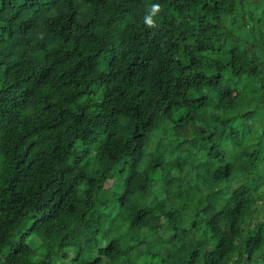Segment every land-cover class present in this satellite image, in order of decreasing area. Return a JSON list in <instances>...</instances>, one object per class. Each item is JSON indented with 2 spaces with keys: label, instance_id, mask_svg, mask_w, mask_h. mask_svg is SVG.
I'll use <instances>...</instances> for the list:
<instances>
[{
  "label": "trees",
  "instance_id": "obj_1",
  "mask_svg": "<svg viewBox=\"0 0 264 264\" xmlns=\"http://www.w3.org/2000/svg\"><path fill=\"white\" fill-rule=\"evenodd\" d=\"M263 187L264 0H0V264H264Z\"/></svg>",
  "mask_w": 264,
  "mask_h": 264
},
{
  "label": "clouds",
  "instance_id": "obj_2",
  "mask_svg": "<svg viewBox=\"0 0 264 264\" xmlns=\"http://www.w3.org/2000/svg\"><path fill=\"white\" fill-rule=\"evenodd\" d=\"M156 9H159V5L154 6ZM145 23L149 26L152 27L154 26V20L151 17H146L145 18Z\"/></svg>",
  "mask_w": 264,
  "mask_h": 264
},
{
  "label": "rangeland",
  "instance_id": "obj_3",
  "mask_svg": "<svg viewBox=\"0 0 264 264\" xmlns=\"http://www.w3.org/2000/svg\"><path fill=\"white\" fill-rule=\"evenodd\" d=\"M263 190H264V187H263V189H262V193H263ZM262 204L264 205V201H262ZM263 212H264V206H261L260 209H259V213H263ZM181 252H182V250H181ZM139 253H140V252H139ZM139 253H138V255H140ZM123 259H124V258H123Z\"/></svg>",
  "mask_w": 264,
  "mask_h": 264
}]
</instances>
